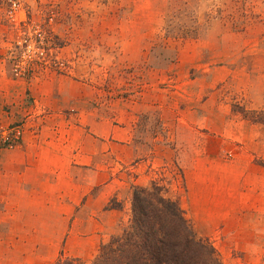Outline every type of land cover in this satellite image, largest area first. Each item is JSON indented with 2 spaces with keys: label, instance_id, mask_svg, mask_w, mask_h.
<instances>
[{
  "label": "rangeland",
  "instance_id": "obj_1",
  "mask_svg": "<svg viewBox=\"0 0 264 264\" xmlns=\"http://www.w3.org/2000/svg\"><path fill=\"white\" fill-rule=\"evenodd\" d=\"M20 156L74 220L51 264H92L153 184L223 264H264V0H0V195Z\"/></svg>",
  "mask_w": 264,
  "mask_h": 264
},
{
  "label": "trees",
  "instance_id": "obj_2",
  "mask_svg": "<svg viewBox=\"0 0 264 264\" xmlns=\"http://www.w3.org/2000/svg\"><path fill=\"white\" fill-rule=\"evenodd\" d=\"M92 264H223L158 184L136 186L127 225L100 245Z\"/></svg>",
  "mask_w": 264,
  "mask_h": 264
},
{
  "label": "crops",
  "instance_id": "obj_3",
  "mask_svg": "<svg viewBox=\"0 0 264 264\" xmlns=\"http://www.w3.org/2000/svg\"><path fill=\"white\" fill-rule=\"evenodd\" d=\"M23 167V160L20 156L14 162L9 173H6V177H9L11 182L9 185L8 183L4 185L1 190L3 194L0 195V245L6 247L5 241L11 240L15 246L23 249L29 245L33 254L28 257L25 256L26 258L19 255L15 259L10 253H7L4 258L0 259V264H15V262L21 263L25 260L29 264H33V260L36 264L38 260L44 264H51L58 259L57 255L55 254L57 258H49L47 255L43 257L44 255L39 254L40 248L45 244V246L54 247V251L58 253L56 246L60 245L63 239H66L65 242L68 243L73 235L71 231L74 230V220L71 221L70 225L67 224L68 211L67 209L60 210L56 204H53L55 198L43 202L44 193L42 191L39 192V195L37 194L38 197L37 195L31 197L28 194V184L24 177L25 170L23 171ZM12 178H16L14 182ZM64 204L72 205L75 202L72 201V204L64 202ZM56 214H63L59 226L56 223ZM54 230H62V232L54 238L53 234L50 233ZM43 240L46 243L43 244ZM62 250L65 255H68L64 247ZM8 251L10 250L8 249Z\"/></svg>",
  "mask_w": 264,
  "mask_h": 264
}]
</instances>
